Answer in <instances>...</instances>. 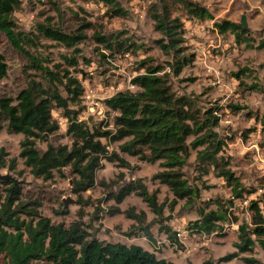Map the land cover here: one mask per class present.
Returning a JSON list of instances; mask_svg holds the SVG:
<instances>
[{
    "label": "rangeland",
    "instance_id": "374dc122",
    "mask_svg": "<svg viewBox=\"0 0 264 264\" xmlns=\"http://www.w3.org/2000/svg\"><path fill=\"white\" fill-rule=\"evenodd\" d=\"M18 1L19 6L13 13L16 28L35 39L33 44L25 46V50L52 72L67 70L81 82L82 111L78 119L88 128L107 121L106 99L116 91L135 90L130 79L143 73V68L138 65L140 61L149 59L148 65H160L168 70L170 58L160 49L158 41H162V37L153 29L149 16L151 0H115L126 13L123 17L110 15L109 7L100 0ZM192 1L205 6L213 18L190 20L178 14L184 29L182 55L189 63L171 79V85L176 94L189 96L200 107L219 108L216 132L224 141L221 154L244 189L254 190L251 194H244L242 200L234 201V217L248 221V200H258L264 216V51L257 48L264 36V0ZM242 16L247 24L245 43H238L232 32L219 33L214 27V23L222 20L238 24ZM39 25L58 28L65 34L84 35V40L76 46L80 52L73 53L42 36L38 32ZM96 34L109 39L115 37L128 49L109 56L111 53L93 39ZM65 58L75 59L77 66L72 67ZM0 63L7 67L6 76L0 79V98L14 99L31 81L47 87L42 73L34 70L25 55L11 47L3 36H0ZM57 88L64 96L61 87ZM70 110L77 108L70 105ZM51 115L58 130L49 137V142L68 144V120L60 110L54 109ZM22 139L21 134L7 133L0 123V149L4 153L0 176L9 175L20 181L27 196L40 204L37 211L52 224L68 226L79 223L90 238L138 245L153 252L157 258L174 264H246L243 259L264 264V254L257 245L252 253L237 252L234 247L236 224L221 226L217 233L209 235L190 231L189 226L197 219V211L205 210L206 202L231 198L230 188L222 178L212 170L208 173L200 171L195 162V151H191L182 168V177L190 187L198 189L199 197L189 203L178 200L172 205V193L153 179L162 168L159 162L152 161L149 151L139 158L130 157L121 153L117 144H110L108 152L124 159L128 167L123 168L118 162H103L102 168L96 172L95 185L77 196L72 192L71 175L67 169L60 174L54 173L47 181L29 173L18 156ZM36 146L40 152L46 148L41 142ZM135 181L145 186L148 193H155L157 204L163 207L162 218H169L162 224L170 228L174 241L159 231L160 219L135 194L125 197L120 204L109 199L110 193H116L121 186ZM6 188L0 181V192ZM62 210L67 212L62 213ZM127 213L144 215L142 226L149 227L151 240L141 236L139 231L134 236L126 235L135 225ZM176 230L186 232L183 240H177ZM231 253H238V256L229 262L222 261Z\"/></svg>",
    "mask_w": 264,
    "mask_h": 264
},
{
    "label": "trees",
    "instance_id": "16d2710c",
    "mask_svg": "<svg viewBox=\"0 0 264 264\" xmlns=\"http://www.w3.org/2000/svg\"><path fill=\"white\" fill-rule=\"evenodd\" d=\"M100 1L109 7L110 15L123 17L126 14L117 1ZM151 1L149 16L153 29L162 37V41H158L159 47L170 58L168 70L160 65H148L149 59L140 61L138 65L143 68V73L130 79L135 90L116 91L106 99L107 121L88 128L78 119L82 111L81 82L67 70L52 72L25 50V46L33 44L35 39L16 28L13 13L19 1L0 0V36L25 55L30 66L42 73L47 85L44 87L42 83L31 81L14 99L0 98V123L7 133L23 136L18 156L34 178L51 180L54 173L60 174L67 169L71 175L72 192L77 196L95 185L96 172L102 168L103 162H118L121 167H128L124 159L108 152L110 144H117L119 151L130 157L139 158L149 151L152 161L159 162L162 168L153 179L172 193V205L178 200L189 203L199 194L196 187H190L183 179L182 168L191 151H195V162L200 171L208 173L212 170L222 178L230 188L231 198L206 202L205 210L197 211V219L189 226L190 231L209 235L217 233L221 226L233 223L237 225V242L234 244L237 252L252 253L257 245L264 254V216L259 201L248 200V221L234 217V201L242 200L244 194H251L254 190L244 189L221 154L224 141L216 132L219 108L200 107L189 96L176 94L171 85V79L189 63L182 55L184 29L178 14L190 20H212V14L205 6L192 0ZM214 27L219 33L232 32L238 43L247 42V30L237 23L222 20L214 23ZM38 32L73 53L80 52L76 46L85 38L80 33L65 34L58 28L44 25L38 26ZM93 39L111 53L109 56L128 49L115 37L109 39L96 34ZM257 48L264 51V36ZM100 56L105 58L103 54ZM65 60L72 67L77 66L75 59ZM6 71V64L0 63V79L6 76ZM57 86L61 87L64 96ZM70 105L77 110L70 113ZM54 109L60 110L68 120V144H53L48 140L58 130L51 115ZM37 142L46 144L44 151L37 149ZM3 156V149H0V166H4ZM2 184L7 188L0 192V264H174L157 258L153 252L138 245L90 238L79 223L68 226L52 224L49 218L37 211L40 204L27 196L20 181L18 184L3 181ZM130 194L141 198L157 218H162L163 207L157 204L155 193H148L138 181L121 186L116 193L109 194V199L120 204ZM211 205L214 208L209 209ZM66 212L62 210V213ZM127 216L135 222L127 236H134L139 231L141 236L152 239L149 227L142 226L143 214L127 213ZM158 229L168 240L174 241L167 225L158 224ZM237 256L238 253H231L222 261L229 262ZM243 260L246 264H256L254 259Z\"/></svg>",
    "mask_w": 264,
    "mask_h": 264
},
{
    "label": "water",
    "instance_id": "95a60500",
    "mask_svg": "<svg viewBox=\"0 0 264 264\" xmlns=\"http://www.w3.org/2000/svg\"><path fill=\"white\" fill-rule=\"evenodd\" d=\"M238 26L242 29H246L247 27V24H246V21H245V18L244 16L241 17L239 23H238ZM70 113H73V111L71 110ZM88 121H90V119H88ZM81 124H83L82 121H80ZM0 181H11L13 182L14 184H18L19 181H17L16 179H13L11 176L9 175H2L0 176ZM64 206H66V204L64 203ZM169 220V218H161L159 220V223L162 224L163 222H167Z\"/></svg>",
    "mask_w": 264,
    "mask_h": 264
},
{
    "label": "built area",
    "instance_id": "2783aa9c",
    "mask_svg": "<svg viewBox=\"0 0 264 264\" xmlns=\"http://www.w3.org/2000/svg\"><path fill=\"white\" fill-rule=\"evenodd\" d=\"M186 232L183 230H176V237L178 241H181L185 238Z\"/></svg>",
    "mask_w": 264,
    "mask_h": 264
}]
</instances>
